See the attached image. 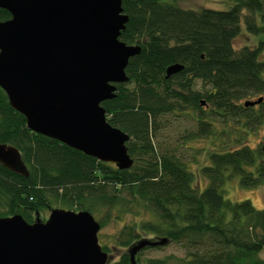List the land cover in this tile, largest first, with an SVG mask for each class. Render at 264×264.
Listing matches in <instances>:
<instances>
[{
    "label": "trees",
    "instance_id": "trees-1",
    "mask_svg": "<svg viewBox=\"0 0 264 264\" xmlns=\"http://www.w3.org/2000/svg\"><path fill=\"white\" fill-rule=\"evenodd\" d=\"M226 1V10H194L173 0H123L129 20L119 38L140 45L141 52L129 60V80L117 84L116 97L102 106L109 123L130 136L129 169L32 131L0 87V141L19 149L29 172L0 163V216L21 214L33 222L56 205L102 216L103 227L114 210L118 216L143 213L149 217L125 227L119 245L133 244L142 233L182 245L181 264H264V209L225 195L235 178L242 188H264V146L253 148L246 140L264 125V98L245 105L264 94V0ZM10 18L0 8V21ZM242 21L261 38L254 48L236 50ZM176 63L183 69L166 77ZM182 114H192L195 126L172 144L165 135L169 118ZM198 140L211 146L190 147L186 160L184 144ZM201 154L203 190L194 186L191 169ZM117 264H130V254Z\"/></svg>",
    "mask_w": 264,
    "mask_h": 264
},
{
    "label": "water",
    "instance_id": "water-1",
    "mask_svg": "<svg viewBox=\"0 0 264 264\" xmlns=\"http://www.w3.org/2000/svg\"><path fill=\"white\" fill-rule=\"evenodd\" d=\"M123 0H0L11 18L0 21V87L34 132L59 140L120 169L134 160L130 136L109 123L102 102L126 83L130 58L140 45L120 40L129 20ZM167 67L166 77L183 69ZM247 100L246 106L260 103ZM0 163L28 175L21 152L0 141ZM100 222L87 210L54 208L46 221L21 214L0 216V264H106L99 244ZM166 237L143 239L129 249L130 264L147 246Z\"/></svg>",
    "mask_w": 264,
    "mask_h": 264
},
{
    "label": "rangeland",
    "instance_id": "rangeland-1",
    "mask_svg": "<svg viewBox=\"0 0 264 264\" xmlns=\"http://www.w3.org/2000/svg\"><path fill=\"white\" fill-rule=\"evenodd\" d=\"M176 2L181 8L184 9H194L200 10L202 8H212L216 10H226L229 6V2L226 0H173ZM241 33L234 40L233 46L236 50H239L245 46L254 48L259 44V40L261 38L260 35H254L249 33L246 30L244 21L241 22ZM198 82V86H199ZM197 86V87H198ZM264 98V94L261 96ZM258 97H254L248 100H257ZM193 115H185L182 114L180 116H170L169 126L165 135H167V139L173 144L176 136L180 133L184 132V130L192 129L195 126V121L193 120ZM165 137H161L162 140ZM247 142L251 147H257L258 145L264 146V125L257 128L255 133H251L247 137ZM210 147L211 141L208 140H198V141H187L184 144V147H189L187 149H182L184 158L191 159V154L194 150L190 147L194 148H203ZM206 162V158L204 154L197 155V162L191 164V169L195 172V180L194 186L197 189L203 190L207 184V180L201 176L199 172V168ZM225 195L227 198L233 201H241L244 199H250L253 205L258 209H264V188L254 187V188H242L239 185V179L235 178L230 180L225 187ZM54 208H59L54 205L51 209H48L44 212H39L38 216L41 220L46 221L49 218L51 210ZM141 213V212H139ZM102 216L95 215V218L99 221ZM148 215L139 214H122L118 216L116 210L113 211L112 215L109 219H106V224L101 227L98 233L99 244L103 247L108 248L106 252L109 254V260L106 264H117L120 260V257L124 253H129V249L132 245L136 244L138 241L143 239L148 240H158L154 235L142 234L140 238L133 242V244L129 246H121L119 245V241L125 238L124 229L127 226L132 225V223L140 222L142 219L148 218ZM103 218V217H102ZM101 218V219H102ZM104 250V249H103ZM105 251V250H104ZM185 250L182 245L169 241L168 243L161 245L155 248H144L136 255V259L138 264H147L149 259H166L170 257L169 264H181V259L185 257ZM260 257L264 258V250L260 253Z\"/></svg>",
    "mask_w": 264,
    "mask_h": 264
}]
</instances>
